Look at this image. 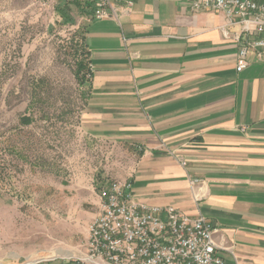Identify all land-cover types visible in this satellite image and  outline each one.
Returning a JSON list of instances; mask_svg holds the SVG:
<instances>
[{"label": "crops", "instance_id": "0c3cea01", "mask_svg": "<svg viewBox=\"0 0 264 264\" xmlns=\"http://www.w3.org/2000/svg\"><path fill=\"white\" fill-rule=\"evenodd\" d=\"M69 4L82 13L92 67L81 124L132 150L121 180L140 200L208 217L225 264H264V57L251 51L237 71L225 16L194 11L192 0H111L114 14L103 19L95 0Z\"/></svg>", "mask_w": 264, "mask_h": 264}, {"label": "rangeland", "instance_id": "374dc122", "mask_svg": "<svg viewBox=\"0 0 264 264\" xmlns=\"http://www.w3.org/2000/svg\"><path fill=\"white\" fill-rule=\"evenodd\" d=\"M70 2L0 0V263L78 255L98 187L133 164L81 124L90 65Z\"/></svg>", "mask_w": 264, "mask_h": 264}, {"label": "built area", "instance_id": "2783aa9c", "mask_svg": "<svg viewBox=\"0 0 264 264\" xmlns=\"http://www.w3.org/2000/svg\"><path fill=\"white\" fill-rule=\"evenodd\" d=\"M56 3L57 0H45ZM94 18L113 16L111 0H95ZM194 11H219L224 37L239 44L237 71L247 68L256 50L264 57V0H192ZM239 28L233 31V28ZM92 67L89 76L91 77ZM186 165L185 161H182ZM198 179L190 181L194 199ZM100 213L90 223L75 264H225L216 239L218 228L204 215L191 217L173 205L150 204L136 197L132 180H113L96 191Z\"/></svg>", "mask_w": 264, "mask_h": 264}, {"label": "trees", "instance_id": "16d2710c", "mask_svg": "<svg viewBox=\"0 0 264 264\" xmlns=\"http://www.w3.org/2000/svg\"><path fill=\"white\" fill-rule=\"evenodd\" d=\"M31 121L28 117H22V123Z\"/></svg>", "mask_w": 264, "mask_h": 264}]
</instances>
